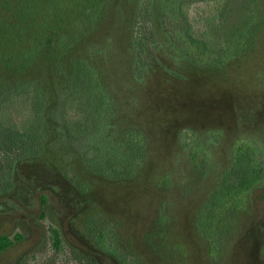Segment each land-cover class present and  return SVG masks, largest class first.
<instances>
[{
  "label": "rangeland",
  "instance_id": "obj_1",
  "mask_svg": "<svg viewBox=\"0 0 264 264\" xmlns=\"http://www.w3.org/2000/svg\"><path fill=\"white\" fill-rule=\"evenodd\" d=\"M80 1L35 37L0 10V264H264V0H93L76 23ZM225 1L251 23L211 51ZM242 145L261 180L211 213Z\"/></svg>",
  "mask_w": 264,
  "mask_h": 264
},
{
  "label": "trees",
  "instance_id": "obj_2",
  "mask_svg": "<svg viewBox=\"0 0 264 264\" xmlns=\"http://www.w3.org/2000/svg\"><path fill=\"white\" fill-rule=\"evenodd\" d=\"M83 1L80 0H0V10H10L12 5L17 4L18 10L11 11L14 12V19L17 21L21 29L26 30L29 25H35L36 32L32 33V37L38 35L40 31H45L50 28V22L55 18L61 17V21H64V16L68 14H74L79 10V5ZM228 3L224 2V5H219L216 9V14L210 19L211 26L208 27V30L202 34V43L205 44L207 49L213 51L218 45L216 42L217 37H222L220 39L226 38L228 43V48L225 51L230 49V45L234 42L233 40L240 35L242 28L246 29L251 23L252 17L248 14H240V23H238V18L236 22L233 21V14H228V9L225 8ZM94 1L86 0L83 6V9L80 10L82 16L80 20L86 18H91V21L94 18ZM74 12V13H73ZM74 17V16H73ZM72 18V17H71ZM3 25H6V20L2 21ZM91 23V22H88ZM223 25L226 26V34L219 35V28H223ZM42 37L44 40L45 47L48 50L53 48L54 45V32L50 34H43ZM224 37V38H223ZM206 38H208L206 40ZM66 35L60 33L57 37V46H62L65 43ZM233 41V42H232ZM41 43L33 45L32 43L27 45L24 48L19 49V55L22 57V65H26L27 62L31 61L34 57H38ZM77 92H73L71 96L67 98L64 102V105L69 108L71 107V102L73 98H77ZM73 100V101H72ZM71 103V104H70ZM85 118L79 119L74 122L67 121V132L68 135L74 138L85 136L92 127V119L84 116ZM263 174L262 164L258 161L257 158V149L252 145H242L237 147L234 163L232 165V170L227 173L223 181L222 187L217 190L213 196L210 198V201L207 207L210 209V212L213 213L217 209L227 205L228 201L233 200L237 201L244 196L245 193L254 188L258 182L261 180ZM56 237V246L61 245V236L60 233L55 230ZM16 238H21V236H16ZM13 245V241L7 235L0 236V253ZM105 249L112 251L114 254H117V250H110V246H104Z\"/></svg>",
  "mask_w": 264,
  "mask_h": 264
}]
</instances>
